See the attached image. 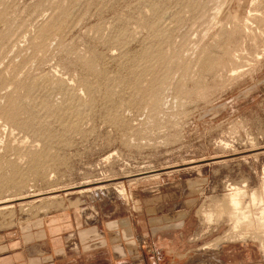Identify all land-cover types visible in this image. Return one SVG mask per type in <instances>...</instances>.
Returning <instances> with one entry per match:
<instances>
[{"label":"rangeland","instance_id":"obj_1","mask_svg":"<svg viewBox=\"0 0 264 264\" xmlns=\"http://www.w3.org/2000/svg\"><path fill=\"white\" fill-rule=\"evenodd\" d=\"M263 166L264 0H0L9 248L182 208L194 245L264 264L227 195H260Z\"/></svg>","mask_w":264,"mask_h":264},{"label":"crops","instance_id":"obj_2","mask_svg":"<svg viewBox=\"0 0 264 264\" xmlns=\"http://www.w3.org/2000/svg\"><path fill=\"white\" fill-rule=\"evenodd\" d=\"M142 219L93 221L68 238L51 234L48 225L30 244L17 241L9 248L0 242V264H259L246 245L223 244L210 254L203 244L194 245L182 208L170 218Z\"/></svg>","mask_w":264,"mask_h":264},{"label":"bare ground","instance_id":"obj_3","mask_svg":"<svg viewBox=\"0 0 264 264\" xmlns=\"http://www.w3.org/2000/svg\"><path fill=\"white\" fill-rule=\"evenodd\" d=\"M262 173L264 176V168L262 169ZM259 193L260 195H257L255 191H252L246 197L244 189L242 190L241 188L235 187L232 188L231 192L227 195H229L228 203H230V206L234 213L235 223L238 225L239 220L242 219V221H244L247 225L252 224V226L254 225L255 227H257V229L260 230H258L259 232L264 233V183L260 186ZM210 215L205 214L206 220H210Z\"/></svg>","mask_w":264,"mask_h":264}]
</instances>
